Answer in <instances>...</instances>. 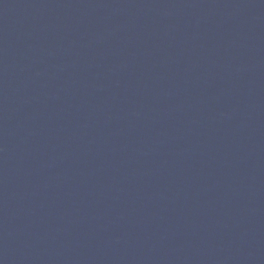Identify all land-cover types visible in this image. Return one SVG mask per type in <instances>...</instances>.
I'll list each match as a JSON object with an SVG mask.
<instances>
[{"label":"water","instance_id":"95a60500","mask_svg":"<svg viewBox=\"0 0 264 264\" xmlns=\"http://www.w3.org/2000/svg\"><path fill=\"white\" fill-rule=\"evenodd\" d=\"M0 264H264V0H0Z\"/></svg>","mask_w":264,"mask_h":264}]
</instances>
